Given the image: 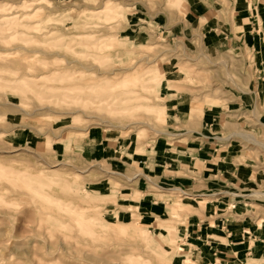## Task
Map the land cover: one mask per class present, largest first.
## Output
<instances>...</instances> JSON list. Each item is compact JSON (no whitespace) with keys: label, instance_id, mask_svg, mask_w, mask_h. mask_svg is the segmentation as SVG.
Segmentation results:
<instances>
[{"label":"rangeland","instance_id":"374dc122","mask_svg":"<svg viewBox=\"0 0 264 264\" xmlns=\"http://www.w3.org/2000/svg\"><path fill=\"white\" fill-rule=\"evenodd\" d=\"M195 1L0 0V264H264L186 247L178 225L202 207L145 192V156L198 144L213 107L254 153L239 206L264 228V146L244 136L264 142V39L231 45Z\"/></svg>","mask_w":264,"mask_h":264},{"label":"crops","instance_id":"0c3cea01","mask_svg":"<svg viewBox=\"0 0 264 264\" xmlns=\"http://www.w3.org/2000/svg\"><path fill=\"white\" fill-rule=\"evenodd\" d=\"M189 5L190 17L200 20L201 25L205 26L209 21L223 23L225 28H213L214 35L219 31L220 36L229 39L231 45H237L238 41H241L250 44L248 47L252 45L253 50H261L264 39V10L260 6V0H204ZM226 8H230L229 19L223 18V9ZM263 72L264 62L260 73ZM258 78H264L263 74ZM203 112V127L207 134L198 139V144L178 147L176 151L171 152V156H166L161 151L145 156L143 165L148 169L151 167L158 178L156 183L151 176L142 173L152 181L157 190H149L146 187L145 192L150 194L151 198L158 195L161 201L163 194H167L166 190H180L184 199L202 207L199 208L200 214H185L183 221L178 225L186 247L194 243L198 246L209 245L210 250L212 247L216 250L235 247L239 251L244 246L246 250L243 254L246 258L259 261L262 257L264 263V228L253 222L249 213L243 215L239 206L241 199L251 195L240 192L242 185L254 182L258 177V171L254 168L248 172L244 171L248 170L245 169L246 166L256 165L252 158L254 153L252 154L250 149L242 151L230 145L231 137L242 132L229 134L221 131L223 112H217L215 108L208 106L203 107ZM220 131L227 137L216 134ZM106 148L108 146L101 145L93 149H83L94 155L99 153L102 157ZM142 196L141 191L140 197ZM227 205L232 207L228 208ZM212 236L215 238L212 239ZM219 238L223 240H218Z\"/></svg>","mask_w":264,"mask_h":264},{"label":"bare ground","instance_id":"6f19581e","mask_svg":"<svg viewBox=\"0 0 264 264\" xmlns=\"http://www.w3.org/2000/svg\"><path fill=\"white\" fill-rule=\"evenodd\" d=\"M244 136L246 138H248L249 140H251L252 142H257L259 145L264 146V142L257 140L254 136H250V135H248V136L247 135H244Z\"/></svg>","mask_w":264,"mask_h":264}]
</instances>
